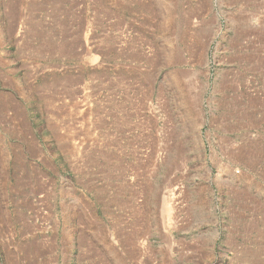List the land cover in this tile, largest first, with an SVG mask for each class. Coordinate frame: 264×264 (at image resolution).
<instances>
[{"label": "rangeland", "instance_id": "1", "mask_svg": "<svg viewBox=\"0 0 264 264\" xmlns=\"http://www.w3.org/2000/svg\"><path fill=\"white\" fill-rule=\"evenodd\" d=\"M0 264H264V0H0Z\"/></svg>", "mask_w": 264, "mask_h": 264}]
</instances>
